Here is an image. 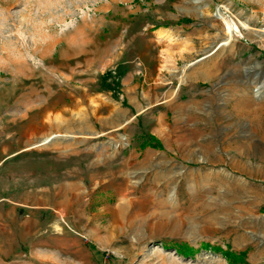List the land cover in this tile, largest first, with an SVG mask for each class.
<instances>
[{
    "label": "rangeland",
    "instance_id": "374dc122",
    "mask_svg": "<svg viewBox=\"0 0 264 264\" xmlns=\"http://www.w3.org/2000/svg\"><path fill=\"white\" fill-rule=\"evenodd\" d=\"M260 30L264 0H0V264H264Z\"/></svg>",
    "mask_w": 264,
    "mask_h": 264
},
{
    "label": "bare ground",
    "instance_id": "6f19581e",
    "mask_svg": "<svg viewBox=\"0 0 264 264\" xmlns=\"http://www.w3.org/2000/svg\"><path fill=\"white\" fill-rule=\"evenodd\" d=\"M242 27L244 28V29H252L251 28V25H250V23L248 22V21H244L243 22V24H242ZM230 32V31H229ZM228 32V33H229ZM239 34V33H238ZM241 34V33H240ZM239 34V35H240ZM237 36V35H236ZM235 38V35L234 34H231L230 33V37H229V39H234ZM253 40H255V41H257V42H260V41H263L264 42V30H260V32L259 33H257V36H256V38H254ZM226 45V44H225ZM227 45H229V44H227ZM192 64V63H191ZM260 64V63H259ZM248 72V79H249V77H250V79L245 83L246 84V86H247V88L249 89L250 88V85L252 86V87H256V90H255V92H254V97H256L257 99L259 98V97H261V95H262V93H264V82L263 83H259L258 81H255L250 75H251V71L249 70V71H247ZM182 79V78H181ZM184 80V79H183ZM249 84V85H248ZM55 98V97H54ZM43 101V100H42ZM58 103H56L55 101H53V99H50V100H48L47 101V104L45 105V109L47 110L48 108H51V107H55L56 105H57ZM29 106V105H28ZM31 106H33V105H31ZM58 106V105H57ZM44 107V106H43ZM26 108V107H25ZM29 110H32V109H29ZM28 110V111H29ZM42 110V109H41ZM26 111V110H25ZM43 114V113H42ZM37 117H41L40 115L39 116H37ZM36 117V118H37ZM122 117L123 116H117L116 118H119V119H122ZM49 118H50V116H49ZM51 118H53V117H51ZM38 119V118H37ZM48 119V118H47ZM36 120V119H35ZM39 120V119H38ZM37 120V121H38ZM124 120V119H123ZM45 121H47V120H45ZM56 121H57V127L58 128H64L65 129V131H67V132H70L71 133V131H72V127H71V125L70 124H65L64 122H66V120L65 119H63L62 117H60V116H58V117H56ZM131 121V119H127V120H124V123H122V124H120V126L122 127V125H124V124H127V123H129ZM35 122V121H34ZM49 122V121H48ZM51 123V122H50ZM54 123V122H53ZM33 124V123H32ZM38 124H40L39 122H38ZM37 124V125H38ZM62 125H65V126H62ZM74 133V132H73ZM92 133V132H91ZM68 134V133H67ZM93 136L94 135H97V133L96 132H94L93 134H92ZM68 136V135H67ZM59 138V136L56 134H54V135H52V133H51V135H44V138L41 140V141H43V143L42 144H48V143H52V142H54V141H56L57 139ZM242 155L243 154H241V153H239L238 154V157L240 158V157H242ZM241 159V158H240ZM175 194H176V191L175 190H173V192H172V197H174L175 196ZM27 198V197H26ZM25 200V199H24Z\"/></svg>",
    "mask_w": 264,
    "mask_h": 264
},
{
    "label": "trees",
    "instance_id": "16d2710c",
    "mask_svg": "<svg viewBox=\"0 0 264 264\" xmlns=\"http://www.w3.org/2000/svg\"><path fill=\"white\" fill-rule=\"evenodd\" d=\"M151 138L156 141L158 140L154 136H151ZM157 142L160 143V141H157ZM150 145L156 147L157 144L150 143ZM204 247L213 249L215 251L222 252V254L230 261L231 264H247L248 263L246 251L236 252L234 250H231L230 248L224 249L221 246H212L209 243H205ZM176 249L179 253H181L184 256H192L197 252V250L189 244H177Z\"/></svg>",
    "mask_w": 264,
    "mask_h": 264
}]
</instances>
